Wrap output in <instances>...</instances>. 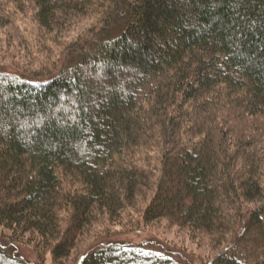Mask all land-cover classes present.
<instances>
[{"label":"trees","instance_id":"16d2710c","mask_svg":"<svg viewBox=\"0 0 264 264\" xmlns=\"http://www.w3.org/2000/svg\"><path fill=\"white\" fill-rule=\"evenodd\" d=\"M31 1L92 23L53 70L0 69V264H47L27 233L62 264L129 208L205 239L200 264H264V0ZM195 262L104 238L71 264Z\"/></svg>","mask_w":264,"mask_h":264},{"label":"rangeland","instance_id":"374dc122","mask_svg":"<svg viewBox=\"0 0 264 264\" xmlns=\"http://www.w3.org/2000/svg\"><path fill=\"white\" fill-rule=\"evenodd\" d=\"M76 18H70L67 23L59 20L56 27L47 29L39 23L36 6L31 0H0V69L28 75L59 66L65 59L66 48L92 23L88 16ZM128 213L131 216H127ZM139 214L129 208L115 220L101 213L91 231L79 236L77 247L70 257L61 260L62 264H71L80 252L104 238L183 252L195 259V264H200L196 257L207 260L214 254L205 239L191 238L187 228L166 220L153 221L149 225L143 223L139 229L127 225L132 216L139 221ZM19 246L32 259L42 257L47 264H53L49 240H42L37 233L25 234Z\"/></svg>","mask_w":264,"mask_h":264}]
</instances>
